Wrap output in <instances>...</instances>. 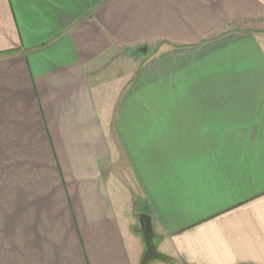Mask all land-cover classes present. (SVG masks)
<instances>
[{
    "label": "crops",
    "instance_id": "crops-1",
    "mask_svg": "<svg viewBox=\"0 0 264 264\" xmlns=\"http://www.w3.org/2000/svg\"><path fill=\"white\" fill-rule=\"evenodd\" d=\"M259 22L264 0H0V264H143L139 211L170 249L145 264H264Z\"/></svg>",
    "mask_w": 264,
    "mask_h": 264
},
{
    "label": "rangeland",
    "instance_id": "rangeland-1",
    "mask_svg": "<svg viewBox=\"0 0 264 264\" xmlns=\"http://www.w3.org/2000/svg\"><path fill=\"white\" fill-rule=\"evenodd\" d=\"M255 28H257V29H263L264 30V22H259V23H257V24H255ZM263 36H264V34H262ZM152 47V46H151ZM151 47H149L148 48V50H147V56H149V55H151L152 54V49H151ZM143 48V47H142ZM145 48V47H144ZM141 48H139V49H137V52H139V51H141L140 50ZM145 50H146V48H145ZM140 55V54H139ZM142 55V54H141ZM140 55V56H141ZM143 56V55H142ZM114 63H116V62H114ZM113 69H115L116 67V64H113ZM115 172H117V174L120 176V174H121V172L118 170V168H115ZM139 213H146V212H141V211H139V212H137L135 215L133 214V213H130V220H131V222L135 225V227H134V229H136L137 228V226H138V228L136 229V232L138 233L137 235L140 237V235H141V237H143V240H144V244L146 243V245H148L149 247H151L150 246V244H147V242H146V240L148 239V238H150L151 237V235H153L152 236V238H150V239H152V243L156 246V247H158V250L159 251H161V250H164L167 254H169L170 252H168L167 251V249H169V247H168V245L167 244H163V245H165V246H160V244L161 243H158L157 241H158V239H157V235L155 234V232H154V230H153V233H151V232H149V233H145V231H144V228H143V224L141 223H139V221H138V214ZM138 230H139V232H138ZM140 233V234H139ZM167 248V249H166ZM147 249L148 248H146L145 250L147 251ZM153 250H155L154 248H153ZM170 250V249H169ZM153 255L151 254L150 256H148L146 259H149V258H151Z\"/></svg>",
    "mask_w": 264,
    "mask_h": 264
},
{
    "label": "water",
    "instance_id": "water-1",
    "mask_svg": "<svg viewBox=\"0 0 264 264\" xmlns=\"http://www.w3.org/2000/svg\"><path fill=\"white\" fill-rule=\"evenodd\" d=\"M140 50L145 51V48L143 47ZM138 221L140 224L141 223L143 224V228H144L145 233L146 232L147 233H149V232L153 233V225H152V216L151 215H149L148 213H139L138 214ZM152 236L153 235H151L150 238H152ZM149 243H150L151 248H153L154 246H153L151 239H150Z\"/></svg>",
    "mask_w": 264,
    "mask_h": 264
},
{
    "label": "trees",
    "instance_id": "trees-1",
    "mask_svg": "<svg viewBox=\"0 0 264 264\" xmlns=\"http://www.w3.org/2000/svg\"><path fill=\"white\" fill-rule=\"evenodd\" d=\"M146 242H147V244H149V242H150V238H148L147 240H146ZM147 251L145 250V253H144V255H143V259H142V262H143V264H145V263H147L148 262V260H150V259H157L156 257H160L161 255L160 254H157V252L156 251H154L153 250V248H151V247H149L148 245H147ZM153 255L151 258H149V259H146L148 256H150V255Z\"/></svg>",
    "mask_w": 264,
    "mask_h": 264
}]
</instances>
